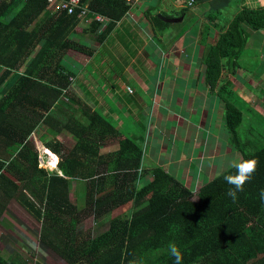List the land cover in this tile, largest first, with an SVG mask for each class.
Here are the masks:
<instances>
[{"label":"trees","instance_id":"obj_1","mask_svg":"<svg viewBox=\"0 0 264 264\" xmlns=\"http://www.w3.org/2000/svg\"><path fill=\"white\" fill-rule=\"evenodd\" d=\"M203 1L179 0L190 8ZM205 1L206 19L223 16L215 24L219 32L213 41L200 34L202 49H198L196 63L190 70L178 65L176 73L185 72L201 89L204 84L216 92L214 105L220 109L212 108V112L220 117L215 120L219 128L215 134L239 153L236 162L252 155L259 159L252 179L235 201L227 195L232 186L223 179L235 174L232 165L204 180L195 193L161 164L154 166L145 181L139 170L149 144L143 146L145 123L140 125L136 119V125H130L126 118L135 114L127 112L118 126L109 114L90 107L72 91L78 70L64 59L65 52L71 48L94 55V46L89 44L105 39L132 2L80 0L104 21L89 16L79 32L83 21L78 9L67 14L49 7L47 0H0V152L8 159H3L8 170L17 169L24 180L22 186L31 188L33 200L25 196L23 200L28 215L39 223L33 242L40 252L52 250L65 264H173L169 247L175 244L182 264H264V203L260 197L264 190V114L254 112V121L242 131L243 113L251 110L228 80L219 77L223 68L264 71L260 43L256 48L247 46L252 33L264 35V0H246L251 7L240 5L242 0ZM164 17L153 14L149 19L164 26L169 23L166 18L170 19ZM85 33V39L79 40ZM242 79L239 82L247 88L257 86L252 77ZM131 96H137L136 92ZM60 103L75 104L63 127L76 137L70 149H63L58 141L52 145L59 153L57 167L62 175L39 167L42 147L31 136L40 123L57 129L49 112ZM78 111L76 118L73 115ZM102 144L114 147L102 155ZM89 161L97 169L89 171ZM80 179L84 187L69 191L71 183ZM122 204L125 209L109 221L105 231L94 237L85 233L80 224L86 209L95 220H102ZM22 253L25 262L16 256L8 261L0 257V264L33 263V254ZM39 260L35 264H43Z\"/></svg>","mask_w":264,"mask_h":264},{"label":"rangeland","instance_id":"obj_2","mask_svg":"<svg viewBox=\"0 0 264 264\" xmlns=\"http://www.w3.org/2000/svg\"><path fill=\"white\" fill-rule=\"evenodd\" d=\"M152 1L154 0H151V2ZM141 3L146 4L145 1H142ZM201 5L203 6L198 9L201 11H198L195 15H190V9L182 7L183 9H181L185 11V14L184 17H182V20L180 21V25L184 27H193L200 21V18L202 22L207 24L202 13V11L204 10V4L200 2L198 6ZM191 9L196 10L197 8L196 6L194 7L193 4ZM176 13L178 14L175 15L173 13L174 15H172V17L177 18L181 16L179 15V11H177ZM168 14L170 15V13ZM147 19L148 24L150 26L151 20L149 18ZM170 22L172 24L171 31L175 30V28L177 31L178 25L175 24H178V21ZM82 25L85 26L86 22L83 21L81 24L78 25L79 32L82 31ZM132 25L137 26V22L132 23ZM146 31H150L149 27ZM192 33L193 32L190 33V39H188L187 32L185 33L187 34L185 36V38H187V44H189L184 45V43L179 42L182 44H178L180 45L179 48L174 49L165 57V62L163 63L162 71L161 67L159 66L160 72L157 73L155 77H153L152 75L153 67L151 66V62L153 63V61L157 60L159 57H156V55L161 52H159V48L156 47H154V50H156V52L158 53H154L152 51V48H146L143 51V54H147V57L150 60L149 63L146 61L144 62V70L141 71L144 73L145 79L141 78L139 81H132L131 76L127 77L130 86L132 88H138V95L136 97H132L131 94L126 91L127 89L122 90L121 88H116V84L114 82H111V79L114 78V76L111 74V71H108V73L105 74H98L99 71L97 70L96 74L99 75L100 79H103L105 76V81L108 80L105 83L111 84L109 88H112V92L114 93L105 92V94L103 95L106 98L107 95L111 94V98H107L108 103L113 102L117 104L118 108L123 110L129 109L130 112H128V114H130V116L131 114H135L133 115V119H139L138 123L140 125L142 123H145L146 131H144L143 146L145 147L148 143L150 144V146L149 144L147 145L148 147L146 150L147 152H149V154L147 155L148 157H144L143 163L139 169L141 177H143L146 181V176L148 172H150L155 165L161 164L164 166L167 172L179 179L181 184L187 186L195 193L194 190H196L198 185L205 182L204 180H206L207 178L209 179L211 176L217 175L224 169L229 168L232 165V162L237 161V158L240 157V155L238 152L235 153L234 151L230 150L229 147H231V144L229 145L228 141H226L224 137L215 134V131H219V128H216L217 123L215 120L216 118L218 119L220 117V115H215V112H212V108L220 109L219 105H214L216 92H214L212 89H209V87L204 84V89H201V85L194 78H186L184 80L183 76H187V73L185 72L176 73V71L178 72L179 70L178 63H181L182 66L186 69L188 68L189 63L191 61L188 59L192 58V61H194L193 59L196 60V56L192 55L191 52L193 51L192 49H194V46L198 45L197 41L199 39V34L195 35V33ZM254 33L251 34L250 38L260 43L261 41L263 42L264 35L260 32ZM253 34L254 36H252ZM87 35V33L80 34L78 36V39L80 38L79 40H83ZM172 35L173 33H170L168 38H166L167 36L164 37V45L162 46L161 54L166 51L169 52L171 46L173 48V44L176 41L174 43L173 41L170 42V37ZM142 36L143 35L136 37L129 36L128 43H124L122 45L124 48L119 49V52L116 53L115 59L118 62L117 64L113 62L115 64L112 65V70L114 69V71L119 72V69L117 68L118 63L121 64L129 60V58H125V51L127 50V53H130L132 55L133 48L140 44ZM145 39L146 37H142L143 41H145ZM148 43L151 44L150 42ZM178 45L175 46L177 47ZM251 45V41H248V48ZM165 47L167 50L164 49ZM76 51L77 50L71 48L68 49L65 52L64 59L69 62L71 67H77L79 69L77 76L81 78L83 84H87L86 87L88 89L90 80L88 81L83 75V73H85V70L89 66L90 67L88 69V72H91V66L94 65L89 60H93L92 57L94 55L89 57L83 52ZM123 51L125 55L122 56L121 59L116 58L117 55H120ZM260 51L262 53V57H264V48L262 47ZM171 57L173 59V63L174 61H176L173 65L169 63L171 61ZM166 60H168L167 66ZM112 61L113 60H111V62ZM133 64H135V62L130 59L128 65H126L127 67L125 66L126 72L129 71L130 75L138 73L139 71V65L133 67L131 66ZM232 72L234 73L232 74ZM92 74L95 75L94 72H92ZM243 74L245 75L243 76ZM229 75H231V77H235L234 82L236 89H240V85L238 84L240 78L247 79L249 77H252L255 83H257V86L255 88L254 86H251L247 89L246 87L243 88L242 86L240 90H236L237 97H239L243 102L246 101L247 104L249 103L248 107H252V109H254L249 112L244 111L241 126V129L243 131L245 127L249 126L251 120L254 121L255 118H252L254 112L264 114V97H262L264 96V71L250 72V70L246 71L238 67H235L234 71H232L230 69L223 68L220 71L219 77L226 76V79H228ZM146 77L148 79H146ZM191 79H194L195 81ZM100 81L101 83H103L104 80ZM191 83L193 86L191 85ZM107 89V87L104 88V90ZM72 90L84 102L88 103L90 107H93V102L97 99L96 94L85 95L84 92H81V89L79 87H77V89H75L74 87L72 88ZM259 91H262V95L258 93ZM99 99L102 101L101 97H99ZM162 99H164V101H162ZM75 104H77V102H75ZM75 104H60L59 108L62 118H59V120L61 121V124L64 120L67 119L72 110V107H75ZM139 105L143 106L142 110L140 109ZM132 110H135V113H132ZM136 110H138V114H136ZM79 113L80 111H78V113L73 116L77 118L79 116ZM116 114L120 117L122 115V113ZM108 116L112 120H114V123H116L115 119L117 118L113 119L114 117H111V115ZM49 128L52 132L53 128L51 126H49ZM59 129L61 131V127H59ZM46 131H48V129H46ZM64 133L66 134H64L66 137H71L66 132ZM40 135H43L42 129H40ZM40 135L37 136L36 134V138L38 139ZM68 140L69 142L71 141L70 139ZM104 148L101 149V152H103L102 155L107 154V152L103 151ZM42 154L44 157V160L42 162L43 167L51 169L50 166L52 167L54 165L52 157L51 160L53 165L51 164V162L48 163L46 161L48 156L44 151H42ZM172 166H174V169L171 168ZM100 170L102 169L100 168ZM125 207V204L118 206L116 210L110 212L109 215L103 217L102 220L101 218L95 220L92 216V213H89L90 210L86 209V211H84V215L85 213L86 215L83 217V219H81V227L83 228L85 233H90L91 236L94 237L105 231L108 228L109 221L113 217L120 215V213L123 212ZM98 222H101V224L96 229H92L94 227L93 225ZM29 228L30 230H32L31 233H36L39 230V223L33 221L32 224L29 225ZM30 246L31 248L33 247L31 256L33 254L34 264L38 262V258L42 259L43 263L45 262L47 264H65V261H63L54 251L45 250L43 252H40L38 249H36L34 242ZM20 254L21 253H19L18 256L19 258H21L20 262H25L23 259L26 257V255L20 256ZM1 255L5 256L6 253H4V255ZM33 263L29 262V264Z\"/></svg>","mask_w":264,"mask_h":264},{"label":"crops","instance_id":"obj_3","mask_svg":"<svg viewBox=\"0 0 264 264\" xmlns=\"http://www.w3.org/2000/svg\"><path fill=\"white\" fill-rule=\"evenodd\" d=\"M142 1H145L146 4H142L141 3ZM234 1H236V0H234ZM248 1L250 3L253 0H248ZM202 3L204 4V10L202 11V13H203V17H204L207 24L202 22L201 18H200V21L195 26L184 27V26L180 25V21H181L182 17H184V14H185V11L181 10V8L185 7L187 9H190V12H189L190 15H195V14H197L198 11H201L198 9H200L203 5L199 6L198 9L194 10V9H191L190 7H186L185 5L180 4L179 0H154L152 2H151V0H133V2L130 4L129 9L125 13L124 17L121 20L119 19L115 23V26L112 28V30L109 31V33L106 35L105 39L98 41V43H96V44H89L90 47H91V45L94 46L93 48L95 49V52H94V56L92 57L93 60H89L94 65V66H91V68H92L91 72H88V69L90 67L89 66L85 70V73H83L85 78L88 81L90 80V84L88 85V89L86 87L87 84L86 83L83 84V81L81 80L80 77L77 76V74L72 78L73 83H71V89L74 87H75V89H77V87H79L81 89V92H84L85 95L96 94L97 99L93 102L94 105L92 108L100 109L102 112L111 115V117H114L113 119L117 118V119H115L116 124H118V125L122 124L121 123V117L119 115H117L116 113H122V115L124 116V114H126L127 112H130V110L129 109H127V110L120 109L117 107V104H115L113 102L108 103L107 98H111V94L107 95L106 98L103 95L105 94V92H108V93L112 92V88H109V86L111 84L105 83L106 81H108V80L105 81L106 77L104 76L103 79H100L98 74H100V73L105 74V73H108V71H111L112 72L111 74L114 76V78L111 79V82H114L116 84L117 89L121 88L122 90H125L126 87H129V89H132V91L129 93L132 94L133 92H136V94L138 95V88H132L130 86V84L128 83L127 77L131 76L132 81H139L141 78L145 79L144 73L141 71L144 70V68H143V65L145 64L144 62L146 61L149 63L150 60L147 57V54H145V55L143 54V51L146 48H150V49L152 48V51L154 53H158V52H156V50H154V47H156V48H159L158 49L159 52L162 53V46L164 45V43H163L164 37L167 36L166 38H168L170 33H173V35L170 37V39H171L170 42H172V41H173V43L175 41L176 42L173 44V48L171 46V48L169 49V52L166 51L163 54L158 53V55H156V57H159V58L157 60L153 61V63L151 62V66L153 67V71H152L153 77H155L157 75V73L160 72L159 66L161 67V71H162V68H163L162 66H163V63L165 62V57L170 52H172L176 48H179V46L182 43H184V45L189 44V43L187 44V38H185V36L188 34L187 35L188 39H190L189 36H190L191 32L195 33V35L199 34V39H198L197 43L199 44V42H200V44H199L200 47L195 45L194 49H192L193 51L191 52V54L195 55L196 58L198 59V55H197L198 49H202L200 34H203V35L207 34L208 35V39L206 38L207 41H209V40L213 41L217 35V32H219V31H217V26L215 24L217 22H219V20L223 19L222 15L218 16L217 19H215V18L206 19L205 16L207 13L205 10L208 9V7H207V3L205 0ZM240 5L251 7V5H248L246 3V0H242ZM177 11H179L180 13L183 12L181 14L179 13V15H181V16L176 18V21H178V24H175V25H178L177 31H176V28H175V30L171 31L172 24L170 21L167 25H164V26L152 23V20H151L150 26L148 24L147 18H151V16H153V14L159 15V17H161V18H163L164 15H167L170 18H175V17H172V15H174V14L177 15L178 14V13H176ZM168 13H170V15ZM163 19H165V17ZM166 19H168V18H166ZM135 22H137V26L132 25V23H135ZM218 24H219V27L221 25H223L222 23H218ZM148 27H149L150 31H146ZM186 32H187V34H185ZM254 34L252 36H254ZM140 35H143L142 37H146V39H145V41H143L142 37H141L140 44L138 46H135V48H133V54H132L133 56L130 53H127V50L125 51L126 52L125 58H129V60L131 59L133 62H135V64H133L131 66L136 67V65H139V67L137 66L139 68L138 73L130 75L129 71L126 72V67H127L126 65H128L129 60H127L121 64L118 63L117 68L119 69V72L114 71V69L112 70V65L115 63L117 64V62H118L115 59V55L117 52H119V49L124 48L122 46L124 43H128L129 36L136 37V36H140ZM195 35H194V38H195ZM147 39H148V41H147ZM183 40H184V42H183ZM250 41H251L254 48H256L258 46V44L260 43V42H257L255 40L251 39V38H250ZM148 42H150L151 44H149ZM179 42H182V43H179ZM178 44H180V45H178ZM175 45H178V46L176 47ZM260 45H261L260 46V49H261L264 46V40H263V42L261 41ZM251 46H249V47H251ZM164 49H166V47ZM195 51H196V53H195ZM76 52H78V51H76ZM124 55L125 54L123 51L120 55H117L116 58L121 59L122 56H124ZM111 60H113V61L111 62ZM188 60H191L189 63V66H188V68H189L188 70H190L191 65L193 63L195 64L196 60L193 59L194 61H192V58H190ZM167 61L168 60H166V66L168 64ZM113 62H115V63H113ZM175 62L176 61H174V63H173V59L171 57V61L169 63H171L173 65V64H175ZM178 64L182 65L181 63H178ZM75 68H77V67H75ZM77 70L79 72L78 68H77ZM97 70L99 71L98 74H96ZM92 72H94L95 75H93ZM142 73H143V75H142ZM183 77H184V79H186V78L190 79L188 74H187V76H183ZM158 78H160V77H158ZM222 78L226 79V77H222ZM234 78L235 77H231V75H229L228 79H226V80H228L229 86L233 87L235 90H240L242 86H243V88L246 87L238 81V84L240 85V89H236ZM146 79H148V78L146 77ZM100 80H104L103 83H101ZM105 87H107L108 89L104 90ZM126 91L128 92V90H126ZM112 93H114V92H112ZM99 97L102 98V101L99 99ZM98 101H100V102H98ZM60 104L53 106L49 112V114L53 118V121H55V123H56L57 129H53L51 132V129L49 128L48 125L40 123L37 125L36 129L34 130V132L32 133L31 136L33 138H35L34 143L36 145L40 144L39 147H42L38 151V163H39L38 165H39V167H43L42 162L44 160V157H43L42 151H44L47 154L48 157H47L46 161L48 163H50V153H51L55 156L56 164L53 165L52 167L50 166L51 169H49V168H46V169H48L50 171H56L59 175H62V171H60L57 167V163L59 160V157H58L59 153L57 154L56 152H54L55 150L52 149V145L55 143V141H58L63 146V149L65 147L70 149L74 145V143L76 141V137H74L72 135V133L63 129L64 128L63 123L65 120L63 121L62 124H61V121L59 120V118H62L61 113H60V108H59ZM139 106H141V105H139ZM141 107L143 108V106H141ZM142 108H140V109H142ZM249 108H250V110H252V107H249ZM133 111H135V110H132V113H135ZM125 117H128V115L127 116L125 115ZM126 119H128V123H130V125L131 124L136 125V120L133 119L132 116H131V118H126ZM59 121H60V123H59ZM59 127H61V131H60ZM40 129H42L43 135H40ZM46 129H48V131H46ZM64 132H66L71 137H66L65 136L66 134ZM36 134H37V136L40 135V137L38 138L39 140L36 138ZM68 139H70L71 141L69 142ZM49 143H51L50 147L48 145ZM94 143L95 142H93V144ZM97 143L99 144L100 142L97 141ZM0 146H2V145H0ZM149 146H150V144H149ZM108 147H111V148H108ZM112 147H114V146H107V145L103 146V144H102L99 146V153H101V154L103 153V152H101L102 148H104L103 149L104 152L109 153L113 149ZM59 148L62 149L61 147H59ZM97 151H98V149H97ZM148 154H149V152L146 151L145 157H148L147 156ZM91 157L94 158L95 156L92 155ZM4 158L5 157L2 156L1 152H0V162H2V168H3L2 172H1V168H0V257L3 260L8 261L9 259H11L15 256L18 257L19 253H21L20 256L25 255L22 253L24 251L27 254H28V251L31 253V251H30L31 246L28 243L33 242L35 233H31L32 230H30V228H29V225H31L34 220L31 216L28 215L29 212L27 211V209L25 207L26 205H24V200H23L24 196L28 200H31V199L33 200L32 196L30 195L31 188L30 187L27 188L26 185L24 187L22 186V184L24 183V180H22V181L20 180V177H21L20 172L17 169L13 170V172L8 170L6 162L3 161ZM4 160L7 161L8 159H4ZM40 164H42V165H40ZM88 164H89L88 166L90 168L89 171H93L91 169L96 168V165H95L96 163L94 164L93 162L89 161ZM0 167H1V164H0ZM100 168L102 169L103 166L101 165ZM171 168L174 169V166H172ZM84 184H85L84 180H81V179L80 180H74L71 183V187H70L69 191H71V192L77 191L81 186L84 187ZM13 185H15V186H13ZM18 193H20V194L18 195ZM4 253H6V255L2 256L1 254L4 255ZM40 262L43 263L42 260H40ZM45 264H47V263H45Z\"/></svg>","mask_w":264,"mask_h":264},{"label":"clouds","instance_id":"obj_4","mask_svg":"<svg viewBox=\"0 0 264 264\" xmlns=\"http://www.w3.org/2000/svg\"><path fill=\"white\" fill-rule=\"evenodd\" d=\"M82 21L84 20L82 19ZM258 163L259 159L255 155H252L248 159H241L239 162H232V167L236 170L235 174L224 175L223 179L227 184L232 186L228 189L227 195L230 196L233 201L237 199L238 193L244 190V185L252 179ZM260 197L262 203H264V190H261ZM169 252L170 255L174 257L173 264H182L183 256L175 244L170 245Z\"/></svg>","mask_w":264,"mask_h":264},{"label":"built area","instance_id":"obj_5","mask_svg":"<svg viewBox=\"0 0 264 264\" xmlns=\"http://www.w3.org/2000/svg\"><path fill=\"white\" fill-rule=\"evenodd\" d=\"M131 3L133 0H126ZM49 6H55L56 8H61L66 10L69 14H72L75 9H78V16L81 17L86 23L88 22V17L93 16V18L97 21H104V17L100 14H94L93 11L87 8V5H83L80 3V0H47ZM128 91L130 89L126 87Z\"/></svg>","mask_w":264,"mask_h":264},{"label":"bare ground","instance_id":"obj_6","mask_svg":"<svg viewBox=\"0 0 264 264\" xmlns=\"http://www.w3.org/2000/svg\"><path fill=\"white\" fill-rule=\"evenodd\" d=\"M51 154V153H50ZM51 157H52V160H53V163H54V165L56 164V159H55V156L53 155V154H51L50 155V162H51V164L53 165V163H52V160H51Z\"/></svg>","mask_w":264,"mask_h":264},{"label":"water","instance_id":"obj_7","mask_svg":"<svg viewBox=\"0 0 264 264\" xmlns=\"http://www.w3.org/2000/svg\"><path fill=\"white\" fill-rule=\"evenodd\" d=\"M174 19H175V20H174ZM167 20H168V21H176V18H170V19L168 18Z\"/></svg>","mask_w":264,"mask_h":264}]
</instances>
